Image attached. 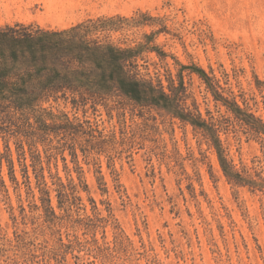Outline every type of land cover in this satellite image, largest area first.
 Returning a JSON list of instances; mask_svg holds the SVG:
<instances>
[{"label":"rangeland","instance_id":"1","mask_svg":"<svg viewBox=\"0 0 264 264\" xmlns=\"http://www.w3.org/2000/svg\"><path fill=\"white\" fill-rule=\"evenodd\" d=\"M98 19L114 20L100 37L140 47L131 71L212 127L234 170L264 181V137L220 100L264 122V0H0V27ZM41 110L75 135L0 108L11 163L0 165V264H264V191L228 182L205 132L119 93L58 94Z\"/></svg>","mask_w":264,"mask_h":264},{"label":"trees","instance_id":"2","mask_svg":"<svg viewBox=\"0 0 264 264\" xmlns=\"http://www.w3.org/2000/svg\"><path fill=\"white\" fill-rule=\"evenodd\" d=\"M113 22V19H98L62 31L19 24L0 27V108L12 109L22 116L31 115L39 131L46 133L54 128L63 135H75L67 119L63 125L45 123L43 116L55 119L41 110L45 100L58 94L101 100L119 93L136 105L161 109L205 132L211 138L226 180L236 186L264 191V181L256 182L234 170L224 157L212 127L200 116L181 111L175 98L167 95L163 87L140 79L130 70L140 47L121 49L110 43L108 37H100L114 31ZM195 70L202 80H208L203 71ZM220 100L254 135L264 137V122L246 114L236 102ZM3 160L11 164L0 154V165ZM40 185V200L49 206V192L44 183Z\"/></svg>","mask_w":264,"mask_h":264}]
</instances>
